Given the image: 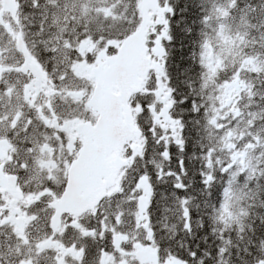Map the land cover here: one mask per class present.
Returning a JSON list of instances; mask_svg holds the SVG:
<instances>
[{"label": "snow or ice", "instance_id": "1", "mask_svg": "<svg viewBox=\"0 0 264 264\" xmlns=\"http://www.w3.org/2000/svg\"><path fill=\"white\" fill-rule=\"evenodd\" d=\"M0 264H264V0H0Z\"/></svg>", "mask_w": 264, "mask_h": 264}, {"label": "water", "instance_id": "2", "mask_svg": "<svg viewBox=\"0 0 264 264\" xmlns=\"http://www.w3.org/2000/svg\"><path fill=\"white\" fill-rule=\"evenodd\" d=\"M123 83H124V85L126 86V85L128 84V81L125 80V81H123ZM116 130H118V126L114 125V126H113V131H116Z\"/></svg>", "mask_w": 264, "mask_h": 264}]
</instances>
